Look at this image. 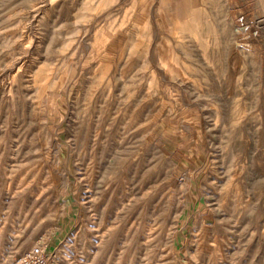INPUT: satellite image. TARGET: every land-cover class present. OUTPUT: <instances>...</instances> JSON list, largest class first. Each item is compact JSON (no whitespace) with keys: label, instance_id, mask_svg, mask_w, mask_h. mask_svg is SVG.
Wrapping results in <instances>:
<instances>
[{"label":"rangeland","instance_id":"obj_1","mask_svg":"<svg viewBox=\"0 0 264 264\" xmlns=\"http://www.w3.org/2000/svg\"><path fill=\"white\" fill-rule=\"evenodd\" d=\"M264 0H0V264H264Z\"/></svg>","mask_w":264,"mask_h":264},{"label":"built area","instance_id":"obj_2","mask_svg":"<svg viewBox=\"0 0 264 264\" xmlns=\"http://www.w3.org/2000/svg\"><path fill=\"white\" fill-rule=\"evenodd\" d=\"M11 264H61L54 250L48 248L46 240L40 239L37 243L24 249Z\"/></svg>","mask_w":264,"mask_h":264},{"label":"water","instance_id":"obj_3","mask_svg":"<svg viewBox=\"0 0 264 264\" xmlns=\"http://www.w3.org/2000/svg\"><path fill=\"white\" fill-rule=\"evenodd\" d=\"M258 23H259V24L264 23V19H260V20L258 21Z\"/></svg>","mask_w":264,"mask_h":264}]
</instances>
